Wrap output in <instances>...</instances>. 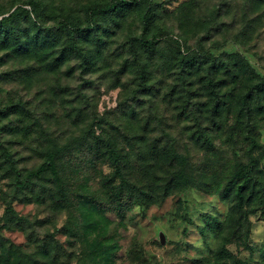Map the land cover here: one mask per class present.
<instances>
[{
    "label": "rangeland",
    "instance_id": "374dc122",
    "mask_svg": "<svg viewBox=\"0 0 264 264\" xmlns=\"http://www.w3.org/2000/svg\"><path fill=\"white\" fill-rule=\"evenodd\" d=\"M27 1L0 0V13ZM42 1L50 11L45 23L53 26L90 0ZM152 2L160 28L156 50L151 56L140 52L137 62L129 44L140 33L134 14L100 22L79 38V53L62 56L63 39L36 55L0 49L1 138L17 166L26 173L42 163L41 152L52 142L65 146V197L46 181L19 190L0 158V254L11 258L1 264H93L100 250L111 264H215L224 245L231 253L228 264H262L260 206L246 204V220H236L225 185L234 162L249 160L237 114L240 95L264 77V1ZM172 39L184 43V53L210 49L230 66L236 53L258 77L236 78L222 68L217 90L229 102L224 107L207 84L211 58H202L199 68L180 69L171 60ZM257 100L264 104V97ZM257 100H250L262 144L253 152L254 173L264 190V117ZM198 127L213 147L198 138ZM94 134L114 143L124 174L146 194L122 217L109 195L113 167L94 153ZM171 147L188 160L192 186L185 190L174 185L179 166L170 159ZM7 205L24 220L9 221ZM208 214L226 220L222 234L206 225Z\"/></svg>",
    "mask_w": 264,
    "mask_h": 264
},
{
    "label": "trees",
    "instance_id": "16d2710c",
    "mask_svg": "<svg viewBox=\"0 0 264 264\" xmlns=\"http://www.w3.org/2000/svg\"><path fill=\"white\" fill-rule=\"evenodd\" d=\"M9 10L0 13V15L6 13L0 18V49H11L20 54L32 53L36 55L41 52L47 53L45 50L53 49L63 39L62 56L66 53H79V38L87 37L99 26L100 22L113 21L117 17L122 19L127 15L134 14L140 23V33L132 37L130 36L131 40L129 44L133 59L137 62L140 52H145L151 56L156 50L155 39L158 36L160 28L157 24L158 13L152 0H90L80 11H69L58 24L53 26L45 23V17L49 15L50 11H48L46 3L42 0H29L26 3L16 5L13 10ZM172 41L175 44L174 48L176 52H171V60L173 59L180 69L199 68L202 64V58L206 60L211 58L212 62L208 69L211 72L209 73L210 76L207 84L210 93L224 107H229V102L220 96L217 90V86L220 87L219 85H221V79L218 74L222 68L227 72H231L236 78L239 77L240 73L247 74L250 77H258L257 73L252 67H249L247 62L238 61L236 53L231 55L233 63L230 66L229 63L217 59L210 49L201 53H184L181 50L184 43L182 45L177 39H172ZM187 49L185 48V50ZM216 62L219 64L217 65ZM139 74L141 79H143L144 74L142 72ZM258 78V81L253 83L245 93L240 95L239 103L241 106L237 114L238 124H244L245 138L248 141L247 153L249 160L246 163L239 160L234 162L225 185V192L228 195H232L234 202L233 209L238 221L246 220L243 219L246 216H242L246 212V204L250 202H254L257 206H260L261 214L264 215V190L254 173L258 160L253 155L255 150L262 148V144L255 133L256 126L252 121L253 114L250 109L252 97L255 96L256 100L259 99L261 101L264 97V77ZM257 108L260 109L258 112L264 117V104H260L258 100ZM196 132L202 143L207 147H213L212 138L205 129L198 127ZM1 134L2 127L0 126V158L6 171L13 178L16 188L23 190L31 185L41 184L43 181L52 182L60 194L65 197L63 192L64 180L60 174V157L65 151L64 145L60 146L52 142L50 146L41 152L43 157L42 163L34 169L23 173L17 166V159L2 140ZM91 142H93L94 153L101 152L100 157L108 160L113 167V175L108 179L109 183H111L109 195L111 201L116 203L118 213L122 217L125 214V210L131 208L132 205L139 204L142 197L146 196V194L124 174L120 153L109 138L94 134ZM168 154L170 159L179 166V170L173 175L174 185L182 190L192 186V181L186 173L187 157L176 152L173 147L168 150ZM115 179L118 180L117 183H113ZM256 185L259 186L258 189H255ZM6 216H9V218L13 216L9 221L12 219L16 222L24 220L23 217L16 215L11 205H7L5 208ZM225 221L216 220L209 214L205 217L206 225L209 226L212 232H216L217 234H222L223 230L225 231ZM226 243L228 244L230 241L227 240ZM94 246L100 247L101 245L99 242H96ZM107 253L104 250H100L97 256L93 257V264H111ZM219 254L215 264H228L225 259L230 258L231 253L225 245L223 252ZM261 258L262 264H264V248L261 251ZM10 259L9 253L7 256H4L3 253L0 254V264L2 262H10ZM237 264H241V262Z\"/></svg>",
    "mask_w": 264,
    "mask_h": 264
}]
</instances>
